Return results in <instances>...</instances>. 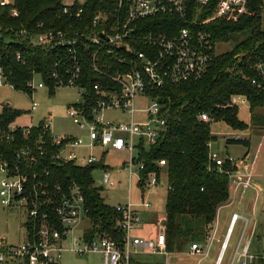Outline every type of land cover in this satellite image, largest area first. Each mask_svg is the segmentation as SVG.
I'll use <instances>...</instances> for the list:
<instances>
[{"label":"built area","instance_id":"1","mask_svg":"<svg viewBox=\"0 0 264 264\" xmlns=\"http://www.w3.org/2000/svg\"><path fill=\"white\" fill-rule=\"evenodd\" d=\"M13 0H0V6L8 7ZM250 0H106L93 16L90 25L70 31L50 30L30 37L31 44L45 50H65L66 57L58 58V69L53 78L57 86L76 87L80 100L68 107L67 115L81 130L83 137H54L50 120L43 122V130L50 133L57 152L52 157V166L63 162H74L84 167L98 163L92 153L79 157L76 149L101 147L106 152L130 150L141 151L140 146L153 147L158 144L167 126V112L160 100L159 91L167 85L180 87L183 84L201 80L209 72L217 54V43L210 26L218 21L239 23L249 11ZM264 9V6H263ZM262 9V11H263ZM84 8L74 11L73 6H64L63 15L71 16L78 23L83 22ZM18 17L17 9L11 11ZM40 26H43L42 24ZM236 56V59L247 56ZM88 62L91 70L102 77L92 87L84 81L83 66ZM251 84L264 94V53L253 66ZM4 81L0 73V81ZM34 78L29 87L34 89ZM46 85L39 84V88ZM241 96V95H236ZM233 96L231 104L234 103ZM138 99L149 103L146 123H136ZM38 104L33 103L32 111ZM238 108V107H237ZM105 110H120L131 116V122L124 124L104 123L100 114ZM199 121L212 122L210 113L199 114ZM38 127V126H37ZM20 128L25 138L31 135L30 127ZM230 140H240L238 137ZM135 141H137L135 143ZM208 143L210 163L219 169L227 163L231 171V193L245 192L254 188L253 174L239 172L235 159H222ZM68 150V151H67ZM46 151H42L44 156ZM138 164L136 171L134 165ZM165 160L157 162L163 171ZM129 174V182L137 177L138 185L144 191L160 184L158 172L144 176L145 164L137 155L130 164L123 166ZM102 182L107 191L117 186V180L108 168L103 169ZM0 207L24 208L28 214L27 240L22 246H0V264H62L64 244L72 238V251L80 256L98 254L102 264H138L140 255H162L167 257V235L164 227L166 215L157 222L155 240H144L133 232L143 224L142 212L152 208V203L143 199L139 205L132 203L114 206L120 220L122 241L108 232L88 237L92 228L77 234L80 223L87 218L88 210L81 187L71 182L65 189L52 181V174L40 170V162L33 151H15L10 158L0 153ZM143 209L144 211H141ZM244 221L240 242L231 264H261L264 256L250 255L249 219L233 214L226 235L221 241L215 264H222L224 255L238 222ZM255 225H253L254 231ZM252 231V233H253ZM251 233V235H252ZM217 227H210L202 241L192 243L190 255L207 259L216 241Z\"/></svg>","mask_w":264,"mask_h":264},{"label":"trees","instance_id":"2","mask_svg":"<svg viewBox=\"0 0 264 264\" xmlns=\"http://www.w3.org/2000/svg\"><path fill=\"white\" fill-rule=\"evenodd\" d=\"M105 3L106 0H88L83 6H73L74 11L84 8L82 24L71 16L63 15V0H13L8 7L0 6V73L5 83L14 90L32 94L33 90L28 85L39 75L49 94L54 95L59 89L53 78L58 71L56 61L59 57H66L65 50L50 51L35 46L31 44V34L50 30L70 31V28L77 30L90 25L93 16ZM263 6L264 0H250V11L239 23H213L210 29L214 41L234 42L232 50L216 56L209 72L201 80L180 87L167 85L159 91L167 112L166 130L150 151L141 146L138 156L145 164L144 176L158 172L159 179L162 173L167 178L164 227L169 253H182L192 243L204 240L219 208L230 199V165L227 163L219 169L209 159L208 143L215 140L211 133L212 123L223 121L239 131L264 127V94L251 84L253 66L264 53ZM13 9H17L18 17L11 15ZM244 53L248 55L236 59ZM83 73L92 94L93 85L102 77L91 70L88 62L83 66ZM236 95L248 98L250 125L239 120V110L231 104V98ZM204 112L211 114L212 122L199 121V114ZM20 115L22 112L9 106L0 113V153L10 158L15 151L28 149L38 158L40 170L51 172L54 183L67 189L71 182H76L82 189L92 224L88 237L108 232L121 242L120 215L105 203L93 179L94 171L105 167L100 163L81 167L74 162L52 166V157L58 149L53 145L52 136L43 130V123L32 129L27 138L20 128L12 131L13 123ZM227 143L250 147V141L245 139L227 140ZM42 151H46L44 156ZM160 160L167 163L163 171L157 167Z\"/></svg>","mask_w":264,"mask_h":264},{"label":"rangeland","instance_id":"3","mask_svg":"<svg viewBox=\"0 0 264 264\" xmlns=\"http://www.w3.org/2000/svg\"><path fill=\"white\" fill-rule=\"evenodd\" d=\"M88 0H63L65 6H83ZM262 30L264 31V9L262 11ZM234 42L217 43L215 51L217 54H223L232 50ZM42 80L39 75L34 77L33 93H25L14 90L11 86L0 81V113L5 106H9L15 110L22 112L16 121L14 127H30L39 126L43 122L50 120V130L54 137H83L86 132L74 123L73 119L67 115V109L80 100V91L76 87H62L55 91L54 95H50L48 88H39ZM234 103L238 107V118L246 125H250L251 111L248 98L245 96H235ZM33 103H37L36 110L32 111ZM138 111L134 115L136 123H146L149 103L145 100L138 99L135 103ZM263 112V110H262ZM104 123L126 124L131 122V116L120 110H105L100 114ZM212 150L219 152L222 159L231 156L235 159V165L239 172L247 171L245 166L253 167V184L255 190L256 185L260 184L263 189L262 193H257L252 189L236 193L235 199L240 201V206L246 209V217L250 219V227L247 236L250 238V255L264 256V127L246 129L243 131L234 130L225 122H213L211 125ZM238 137L241 140L250 141V147L243 144H228L227 140ZM137 141H135L136 143ZM141 148V146H140ZM144 149V147H143ZM149 145L145 146V151H150ZM68 151V150H67ZM258 151V152H257ZM249 152V153H248ZM79 157L88 156L92 153L98 159V163L108 168L113 177L117 180V186L107 191L102 182L103 168H99L93 173L95 187L100 189V195L107 205L112 207L118 205H126L132 203L139 205L143 199L152 203V208L144 211L141 209L143 224L140 228L133 232L134 236L144 240H155L157 234L156 222L161 215L165 214L166 200L168 194V182L166 176L162 173L160 184L152 189L143 190L138 185V179L135 177L132 184L129 182V174L124 171L123 166L130 164L133 158H137L138 151L130 150L109 151L106 152L101 147L89 149L83 147L76 149ZM248 153V154H247ZM134 169L137 171L139 165L135 164ZM234 195V193H233ZM239 196V199L237 198ZM256 200V205L254 201ZM237 201V202H238ZM239 202V203H240ZM238 203L234 206L226 207L220 210L219 214L224 220V230L228 227V222L232 213L237 209ZM254 208V213L250 208ZM27 223L28 214L24 208L0 207V246L12 245L22 246L27 240ZM255 228L253 231V224ZM91 222L85 218L77 228V234L89 229ZM244 228V221L238 222L236 229L229 243L222 264H231L234 254L238 248L240 237ZM253 231V233H252ZM227 232V231H226ZM252 233V235H251ZM226 235V234H225ZM225 237V236H224ZM72 238L64 244V251L61 254L62 264H102L101 256L98 254H88L80 256L72 251ZM219 244H216L213 250L212 259L206 261L214 264L219 252ZM187 248L182 253H170L168 259L170 264H197L199 258L187 256ZM138 260L141 264H166L167 257L162 255H140Z\"/></svg>","mask_w":264,"mask_h":264},{"label":"crops","instance_id":"4","mask_svg":"<svg viewBox=\"0 0 264 264\" xmlns=\"http://www.w3.org/2000/svg\"><path fill=\"white\" fill-rule=\"evenodd\" d=\"M258 152V151H257ZM219 153V152H218ZM249 153V152H248ZM247 153V154H248ZM244 168H247L246 170L247 171H250L252 174H253V167L252 166H245ZM253 171V172H252ZM253 178H254V176H253ZM255 185H256V188H255V190H253L254 192H255V199H257V197H258V195H257V193L259 192V191H261V193H262V189H263V187L260 185V184H257V183H255ZM243 193V192H242ZM245 193V192H244ZM235 197H236V194L234 193V195L231 193V196H230V199H229V202L226 204V205H224V206H222L221 208H219V210H218V212H217V217H216V220H215V226L217 227V237H216V239L217 240H219V241H216L215 243H214V245H213V247H212V251H211V254H210V256L207 258V259H204L201 263H199L200 262V260H198L197 261V264H210V263H207L206 261H208L209 259L211 260L212 259V255H213V250H214V247L216 246V244H219V248H220V243H221V241L223 240V238H224V236H225V234H226V231H227V229H228V227H229V224H230V220H231V217H230V220H229V222H228V227H226L227 229L226 230H224V220H222V217H221V215L219 214V212H220V210L221 209H223V208H226V207H230V206H234L236 203H238V206H237V209H235L234 211H233V213H232V215L233 214H239V215H241L243 218H246V219H249L248 217H246V209L245 208H243V207H241L240 206V204H241V202L240 201H238V200H236L235 199ZM238 199H239V196L237 197ZM238 201V202H237ZM240 202V203H239ZM253 205H256V200L254 201V204ZM249 210H252V212L254 213V208H250ZM240 221H242V220H240ZM239 221V222H240ZM249 221H250V219H249ZM253 225H255V223L253 224ZM189 248H190V246L188 247V249H187V253H185V254H187V256H190V257H194V256H192V255H190V253H189ZM220 250V249H219ZM219 253V252H218ZM255 256V255H254ZM194 258H197V257H194ZM217 259V258H216ZM139 261V260H138ZM101 262H102V259H101ZM138 264H141L140 263V261H139V263ZM215 264V263H214Z\"/></svg>","mask_w":264,"mask_h":264}]
</instances>
